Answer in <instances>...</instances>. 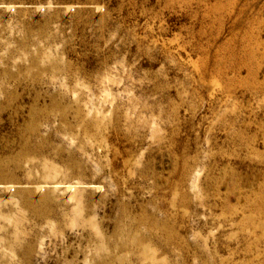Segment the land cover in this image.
Wrapping results in <instances>:
<instances>
[{
	"label": "rangeland",
	"instance_id": "rangeland-1",
	"mask_svg": "<svg viewBox=\"0 0 264 264\" xmlns=\"http://www.w3.org/2000/svg\"><path fill=\"white\" fill-rule=\"evenodd\" d=\"M0 264H264V0H0Z\"/></svg>",
	"mask_w": 264,
	"mask_h": 264
}]
</instances>
